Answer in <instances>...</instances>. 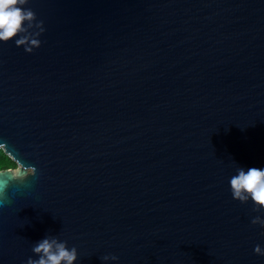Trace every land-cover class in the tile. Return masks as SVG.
<instances>
[{"label": "water", "instance_id": "obj_1", "mask_svg": "<svg viewBox=\"0 0 264 264\" xmlns=\"http://www.w3.org/2000/svg\"><path fill=\"white\" fill-rule=\"evenodd\" d=\"M24 7L45 31L0 42V264L49 236L74 264H264L230 187L264 169V0Z\"/></svg>", "mask_w": 264, "mask_h": 264}, {"label": "clouds", "instance_id": "obj_2", "mask_svg": "<svg viewBox=\"0 0 264 264\" xmlns=\"http://www.w3.org/2000/svg\"><path fill=\"white\" fill-rule=\"evenodd\" d=\"M28 0H0V42H8L16 37L15 44L24 46L25 51L31 53L41 46L40 35L45 31L43 21H38L36 14L24 7ZM28 175L36 173L34 167L26 169ZM231 193L234 199L247 203L249 199L255 205L253 211H264V169L238 167L237 174L230 179ZM252 224L264 226V219L256 216ZM32 251L39 257L29 258L27 264H74L77 260V249L68 248L66 241L46 237L33 247ZM258 255H264V249L259 245L254 248ZM117 257L106 255L104 261L116 260Z\"/></svg>", "mask_w": 264, "mask_h": 264}, {"label": "trees", "instance_id": "obj_3", "mask_svg": "<svg viewBox=\"0 0 264 264\" xmlns=\"http://www.w3.org/2000/svg\"><path fill=\"white\" fill-rule=\"evenodd\" d=\"M13 166L14 161H12L0 148V168Z\"/></svg>", "mask_w": 264, "mask_h": 264}, {"label": "rangeland", "instance_id": "obj_4", "mask_svg": "<svg viewBox=\"0 0 264 264\" xmlns=\"http://www.w3.org/2000/svg\"><path fill=\"white\" fill-rule=\"evenodd\" d=\"M16 166V163L14 162V166L13 167H15Z\"/></svg>", "mask_w": 264, "mask_h": 264}]
</instances>
